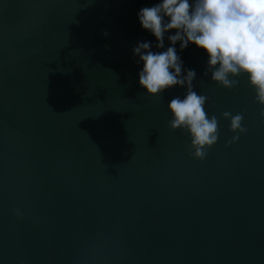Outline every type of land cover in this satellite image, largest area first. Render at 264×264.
<instances>
[{
  "label": "water",
  "instance_id": "95a60500",
  "mask_svg": "<svg viewBox=\"0 0 264 264\" xmlns=\"http://www.w3.org/2000/svg\"><path fill=\"white\" fill-rule=\"evenodd\" d=\"M160 2L0 0V264H264L261 106L246 75L219 86L177 42L218 120L207 156L189 154L167 109L186 89L138 83L133 48L164 49L137 13Z\"/></svg>",
  "mask_w": 264,
  "mask_h": 264
},
{
  "label": "clouds",
  "instance_id": "9594fccd",
  "mask_svg": "<svg viewBox=\"0 0 264 264\" xmlns=\"http://www.w3.org/2000/svg\"><path fill=\"white\" fill-rule=\"evenodd\" d=\"M141 27L156 39L153 51L150 41L138 42L133 54L143 66L138 72V83L148 95H158L174 86L186 89L183 98L175 96L168 102L171 114L168 127L186 130L190 136V155L203 160L217 142L219 130L215 115L209 117L205 104L209 97L193 90L197 77L194 69H185L175 45L181 50L189 43L207 54L204 76L219 86L232 89L239 83L237 77L246 75L254 90V100L264 118V0H161L137 13ZM170 46L165 48V34ZM105 35L107 33L105 32ZM229 119V130L247 131L242 126L243 114L221 113ZM234 135L226 143H234ZM19 216V210H15Z\"/></svg>",
  "mask_w": 264,
  "mask_h": 264
}]
</instances>
